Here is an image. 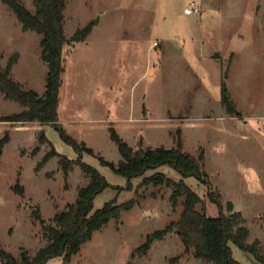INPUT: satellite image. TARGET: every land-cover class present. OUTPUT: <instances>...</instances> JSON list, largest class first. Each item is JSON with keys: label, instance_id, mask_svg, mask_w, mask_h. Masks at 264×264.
<instances>
[{"label": "rangeland", "instance_id": "obj_1", "mask_svg": "<svg viewBox=\"0 0 264 264\" xmlns=\"http://www.w3.org/2000/svg\"><path fill=\"white\" fill-rule=\"evenodd\" d=\"M21 1L35 10L33 0ZM66 1L67 36L87 25L93 32L65 45L59 122L94 153H81L50 123L4 120L25 106L0 91V139L10 136L0 152L3 247L20 256L24 248L35 254L49 241L35 212L39 209L52 223L56 212L77 199L79 188L89 182L76 162L81 157L109 182L96 195L94 210L111 201L137 202L96 230L69 262L60 255L40 264H210L186 251L176 229L154 240L147 253L137 251L149 234L183 210V197L176 205L171 200L172 186L143 184L144 176L156 171L184 179L209 204L210 190L219 192L226 212L229 202L242 211L248 241L258 238L264 249V0ZM187 7L199 11L187 13ZM40 40L38 32L23 31L14 10L0 0L2 63L20 50L15 78L42 92L48 64ZM224 84L238 115L222 102ZM112 128L136 149L170 148L182 141L195 156L204 150L203 170L210 183L169 164L129 182L100 159H123ZM52 145L75 159L68 175L60 155L44 160ZM18 182L23 193L16 190ZM230 245L242 264H264L234 242ZM0 264H5L2 259Z\"/></svg>", "mask_w": 264, "mask_h": 264}, {"label": "trees", "instance_id": "obj_2", "mask_svg": "<svg viewBox=\"0 0 264 264\" xmlns=\"http://www.w3.org/2000/svg\"><path fill=\"white\" fill-rule=\"evenodd\" d=\"M16 13L25 31L33 30L41 34V57L48 64L46 89L40 93L34 88L25 87L24 83L17 80L12 73L14 64L20 54L15 52L9 57L7 64L2 63L0 55V91L7 98L20 101L25 108L4 116V120L10 121H40L42 124L50 123L59 131L65 141L72 144L81 153L83 150L94 153L93 148L80 143L59 122L60 91L62 87V75L65 71L64 48L69 41H82L91 31L87 25L79 28L68 38L65 31L66 0H33L35 10L28 8L21 0H4ZM222 102L230 114L238 115L236 102L228 92L224 84L222 89ZM44 134V133H43ZM113 138L117 141L123 159L119 163L110 161L101 156L102 163L127 176L130 182L136 176L145 175L148 169L169 164L178 169L183 175H195L206 183H210L204 168L205 151L198 156L184 150L182 141L174 147H147L134 148L115 128H112ZM10 136L5 135L0 139V152ZM54 155H60L61 165L68 175L72 163L66 155L58 152L55 146L44 156V160ZM89 182L79 188L78 197L74 202L56 212L53 222L48 223L41 215L39 209L35 216L40 220L49 241L40 247L35 254L28 249H23L20 256L3 247L0 240V259L5 264H40L54 256H64L65 263L69 262L73 255L78 253L82 245L90 240L96 230L101 229L112 218H119L124 209L132 208L137 198L129 199L123 203L108 202L104 207L94 210L96 195L109 185L106 177L92 164L76 159ZM162 184L173 187L171 200L174 205L183 197V210L177 219H173L163 229L149 234L146 241L137 251L147 253L154 240L163 239L170 231L176 229L185 244L186 251L195 256L204 258L210 264H242L233 255L230 241L240 248L253 254L254 257L264 263V249L260 239L248 241L250 229L245 224V217L240 210H234L233 203L229 202V212L225 211L220 193L210 190L209 198L217 204L219 214L216 216L208 212V202L184 179L176 180L163 171L144 176L143 184ZM16 190L24 192L19 182Z\"/></svg>", "mask_w": 264, "mask_h": 264}, {"label": "crops", "instance_id": "obj_3", "mask_svg": "<svg viewBox=\"0 0 264 264\" xmlns=\"http://www.w3.org/2000/svg\"><path fill=\"white\" fill-rule=\"evenodd\" d=\"M65 17H66V14H65ZM66 23H67V18H66ZM66 25V24H65ZM22 30L23 31H25L24 29H23V27H22ZM66 31V30H65ZM26 32V31H25ZM93 31H91V33H92ZM91 33H89L88 34V36L84 39V40H86V39H88L89 37H90V35H91ZM69 38V37H68ZM19 52H20V57H19V59H18V61L17 62H19V60H21L22 59V57H23V53L19 50ZM17 62L15 63V64H17ZM14 64V65H15ZM13 68H14V66H13ZM12 73H14L13 72V69H12ZM13 76H14V74H13ZM15 77V76H14ZM22 82V81H21ZM22 83H24V82H22ZM46 89V88H45ZM45 91V90H44ZM44 91H42V92H40V93H43ZM239 112V111H238ZM208 209H209V211H210V214L211 215H213V216H216V211H215V207H214V202L212 201L210 204L208 203ZM241 211V210H240ZM218 214H219V212H218ZM217 214V215H218Z\"/></svg>", "mask_w": 264, "mask_h": 264}, {"label": "built area", "instance_id": "obj_4", "mask_svg": "<svg viewBox=\"0 0 264 264\" xmlns=\"http://www.w3.org/2000/svg\"><path fill=\"white\" fill-rule=\"evenodd\" d=\"M194 11H199V8H198V7H195V8L187 7V8L185 9V12H187V13H192V12H194ZM262 123L264 124V118H263V120H262Z\"/></svg>", "mask_w": 264, "mask_h": 264}, {"label": "water", "instance_id": "obj_5", "mask_svg": "<svg viewBox=\"0 0 264 264\" xmlns=\"http://www.w3.org/2000/svg\"><path fill=\"white\" fill-rule=\"evenodd\" d=\"M60 95H62V92L60 91Z\"/></svg>", "mask_w": 264, "mask_h": 264}]
</instances>
